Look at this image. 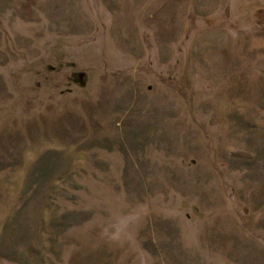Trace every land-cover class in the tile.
Returning <instances> with one entry per match:
<instances>
[{
    "label": "rangeland",
    "instance_id": "rangeland-1",
    "mask_svg": "<svg viewBox=\"0 0 264 264\" xmlns=\"http://www.w3.org/2000/svg\"><path fill=\"white\" fill-rule=\"evenodd\" d=\"M0 264H264V0H0Z\"/></svg>",
    "mask_w": 264,
    "mask_h": 264
}]
</instances>
